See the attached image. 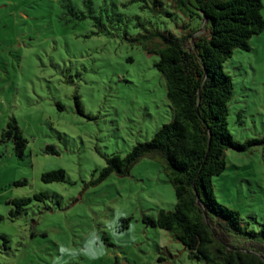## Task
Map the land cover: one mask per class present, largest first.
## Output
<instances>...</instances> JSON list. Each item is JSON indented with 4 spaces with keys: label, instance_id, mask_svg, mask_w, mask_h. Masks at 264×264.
Here are the masks:
<instances>
[{
    "label": "rangeland",
    "instance_id": "1",
    "mask_svg": "<svg viewBox=\"0 0 264 264\" xmlns=\"http://www.w3.org/2000/svg\"><path fill=\"white\" fill-rule=\"evenodd\" d=\"M83 1L0 0V264H207L171 231L144 221L177 202L160 163L144 157L130 175L96 182L108 156L151 139L173 116L154 65L159 57L125 35L138 33L134 23L149 17L177 32L181 21L155 16L152 0H92L97 14L116 2L131 20L128 33L126 21L102 29L82 19ZM250 43L224 64L234 82L229 127L235 141H261L228 149L227 168L213 182L219 201L258 227L264 223V31ZM12 116L29 140L24 158L12 141H1ZM48 144L60 154L47 152ZM58 168L66 170L65 181H43L45 171ZM22 179L28 183H15ZM41 191L49 196L11 217L8 199Z\"/></svg>",
    "mask_w": 264,
    "mask_h": 264
},
{
    "label": "trees",
    "instance_id": "2",
    "mask_svg": "<svg viewBox=\"0 0 264 264\" xmlns=\"http://www.w3.org/2000/svg\"><path fill=\"white\" fill-rule=\"evenodd\" d=\"M83 3L88 14L82 19L90 17L102 29L105 22L131 21L116 9V2L100 6L98 14L92 0ZM68 7L72 12L74 7ZM263 8L262 0H152L150 11L181 21L176 25L179 31L149 17L134 23L141 28L138 33L125 35L159 57L154 65L165 79L173 116L151 139L137 142L124 155L108 156L96 182L111 174L130 175L144 157L160 163L177 202L172 209L161 208L156 216L145 215L144 221L171 231L207 264H264V223L253 226L238 209L220 202L213 182L227 168L228 149L242 151L261 141L240 143L233 138L229 115L234 82L224 64L236 49L250 50L252 37L264 31ZM1 141H12L15 154L26 156L29 140L15 116L9 118ZM46 151L60 154L55 144H48ZM66 176V170L58 168L45 171L42 179L62 182ZM15 183L22 185L28 180ZM48 196L41 191L8 199L11 217L19 218L33 200Z\"/></svg>",
    "mask_w": 264,
    "mask_h": 264
}]
</instances>
